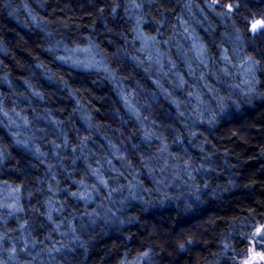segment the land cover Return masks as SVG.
<instances>
[{"label":"trees","instance_id":"trees-1","mask_svg":"<svg viewBox=\"0 0 264 264\" xmlns=\"http://www.w3.org/2000/svg\"><path fill=\"white\" fill-rule=\"evenodd\" d=\"M251 247L264 0H0V264H241Z\"/></svg>","mask_w":264,"mask_h":264},{"label":"rangeland","instance_id":"rangeland-1","mask_svg":"<svg viewBox=\"0 0 264 264\" xmlns=\"http://www.w3.org/2000/svg\"><path fill=\"white\" fill-rule=\"evenodd\" d=\"M256 19L252 20V23H255ZM256 31H259L263 28V24L260 23L253 27ZM256 262H264V252L253 250L251 247L249 250L248 256L242 260L241 264H253Z\"/></svg>","mask_w":264,"mask_h":264},{"label":"clouds","instance_id":"clouds-1","mask_svg":"<svg viewBox=\"0 0 264 264\" xmlns=\"http://www.w3.org/2000/svg\"><path fill=\"white\" fill-rule=\"evenodd\" d=\"M231 103L236 107L237 110H239L240 108V104L243 103H247L248 100L245 97H241L238 100H231V98H229ZM218 114L220 115V118H229L230 119V112L227 109V106H222L219 110H218ZM181 211H185V210H191L189 205H185L184 208L180 209Z\"/></svg>","mask_w":264,"mask_h":264}]
</instances>
